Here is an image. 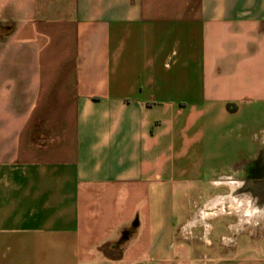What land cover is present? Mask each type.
<instances>
[{
  "label": "crops",
  "instance_id": "0c3cea01",
  "mask_svg": "<svg viewBox=\"0 0 264 264\" xmlns=\"http://www.w3.org/2000/svg\"><path fill=\"white\" fill-rule=\"evenodd\" d=\"M262 149L264 0H0V264H264Z\"/></svg>",
  "mask_w": 264,
  "mask_h": 264
},
{
  "label": "flooded vegetation",
  "instance_id": "af4514ba",
  "mask_svg": "<svg viewBox=\"0 0 264 264\" xmlns=\"http://www.w3.org/2000/svg\"><path fill=\"white\" fill-rule=\"evenodd\" d=\"M254 170H257V175L261 178H264V150H261L258 156V159L255 161L253 165V170L249 172L251 175L252 173L254 174ZM264 200V197H262ZM262 200V201H263Z\"/></svg>",
  "mask_w": 264,
  "mask_h": 264
},
{
  "label": "rangeland",
  "instance_id": "374dc122",
  "mask_svg": "<svg viewBox=\"0 0 264 264\" xmlns=\"http://www.w3.org/2000/svg\"><path fill=\"white\" fill-rule=\"evenodd\" d=\"M260 127L262 126V124L260 123V125H259ZM262 150H264V149H262ZM239 198H240V196H239ZM233 203V202H232ZM234 206H235V208L238 210V209H242V207H241V205H239L238 203L235 205V204H233ZM222 219V218H221Z\"/></svg>",
  "mask_w": 264,
  "mask_h": 264
},
{
  "label": "bare ground",
  "instance_id": "6f19581e",
  "mask_svg": "<svg viewBox=\"0 0 264 264\" xmlns=\"http://www.w3.org/2000/svg\"><path fill=\"white\" fill-rule=\"evenodd\" d=\"M233 204H235L234 202H233ZM236 205V204H235ZM238 210H240V209H238Z\"/></svg>",
  "mask_w": 264,
  "mask_h": 264
}]
</instances>
